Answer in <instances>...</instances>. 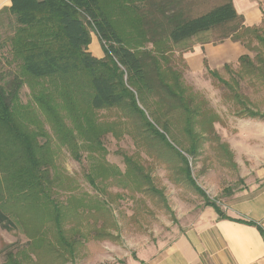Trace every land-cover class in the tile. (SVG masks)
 Segmentation results:
<instances>
[{"label": "rangeland", "instance_id": "374dc122", "mask_svg": "<svg viewBox=\"0 0 264 264\" xmlns=\"http://www.w3.org/2000/svg\"><path fill=\"white\" fill-rule=\"evenodd\" d=\"M195 1L192 7L205 8ZM211 1L202 0L201 4ZM12 19L7 12H0V75L5 81L17 73L23 77L18 103L24 106L20 109L29 130L41 133L37 142L49 159L48 196L62 213L60 226L68 245L53 234L42 209L36 214L20 205V217L11 215L17 227H0V264H8L10 256L19 264H125L128 257L143 254L153 242L170 239L192 225L205 206L204 198L186 180L176 153L144 131L138 118L130 119L116 108L97 111L94 121L107 131L93 145L77 135L67 141L56 133L34 100L35 94L50 86L31 81L13 62L5 63L11 56L2 38L12 33ZM87 28L91 38L88 50L95 56L102 50L103 57L102 43L94 30ZM218 39V31L199 34L172 46L169 52L171 66L180 71L194 103L203 107L204 118L213 125L211 131L202 130L199 120L195 130L201 137L193 156L185 152L188 141L177 136L178 146L169 142L187 158L196 185L221 206L253 181L264 183L257 177L264 167V119L247 116L249 110L264 116V61L257 60H264V48L255 41L248 48L235 41L253 62V73H245L238 59L226 63L228 70L224 65L215 68L199 48L202 44L216 48L231 40ZM196 50L198 65L187 60ZM205 64L217 69L225 83L211 79ZM63 121L66 127L73 126L70 118Z\"/></svg>", "mask_w": 264, "mask_h": 264}, {"label": "trees", "instance_id": "16d2710c", "mask_svg": "<svg viewBox=\"0 0 264 264\" xmlns=\"http://www.w3.org/2000/svg\"><path fill=\"white\" fill-rule=\"evenodd\" d=\"M198 1L206 9L192 7L195 0H10L0 12L13 17L9 21L13 30L2 43L11 56L5 63L13 62L31 81L50 86L34 100L58 135L67 141L77 135L93 145L107 131L94 121L97 111L116 108L130 119L136 117L144 131L176 153L186 180L205 206L222 216L219 205L191 177L187 158L169 142L177 143V136L188 141L185 152L193 156L201 137L195 130L199 120L202 130L213 127L188 93L180 71L171 66L169 52L180 42L213 31L219 32L218 41L231 39L246 48L255 41L264 48V11L259 25H247L232 0L209 5ZM88 26L102 43L103 57L88 50ZM237 61L247 74L256 69L246 54ZM205 68L211 79L225 83L217 69L206 64ZM223 68L228 70L229 65ZM23 83L18 73L9 81L0 75V227H17L11 215L20 217V205L36 214L42 209L53 234L68 245L60 226L62 213L48 196L49 159L37 142L41 133L29 130L20 109L24 106L18 103ZM247 116L264 119L252 110ZM65 117L71 119V128ZM7 263L19 264L14 256Z\"/></svg>", "mask_w": 264, "mask_h": 264}, {"label": "crops", "instance_id": "0c3cea01", "mask_svg": "<svg viewBox=\"0 0 264 264\" xmlns=\"http://www.w3.org/2000/svg\"><path fill=\"white\" fill-rule=\"evenodd\" d=\"M232 2L245 24H260L264 0ZM9 5L10 0H0V10ZM207 45L202 44L199 49L204 50L215 68L243 55V47L232 40L216 48ZM195 52L187 60L198 65L200 55ZM100 53L102 50L96 56L101 57ZM257 172V177L264 180V167ZM219 207L222 216L204 206L192 225L178 230L170 239L153 242L143 254L128 257L125 264H264V183L253 181Z\"/></svg>", "mask_w": 264, "mask_h": 264}]
</instances>
